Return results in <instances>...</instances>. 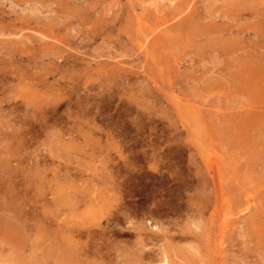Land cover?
<instances>
[{"label":"rangeland","instance_id":"rangeland-1","mask_svg":"<svg viewBox=\"0 0 264 264\" xmlns=\"http://www.w3.org/2000/svg\"><path fill=\"white\" fill-rule=\"evenodd\" d=\"M36 1L0 0V264H264V0Z\"/></svg>","mask_w":264,"mask_h":264},{"label":"bare ground","instance_id":"bare-ground-1","mask_svg":"<svg viewBox=\"0 0 264 264\" xmlns=\"http://www.w3.org/2000/svg\"><path fill=\"white\" fill-rule=\"evenodd\" d=\"M30 1H31V0H30ZM34 1H35V0H34ZM37 1H38V0H37ZM37 1H36V2H37ZM39 1H40V0H39ZM36 2H35V3H36ZM147 2H148V1H147ZM150 3H151V0H150ZM156 12H157V11H156ZM157 13H158V12H157ZM256 13H257V12H256ZM142 14H143V13H142ZM257 14H258V13H257ZM146 15H147V14H146ZM159 15H160V14H159ZM259 15H261V14H259ZM145 17H146V16H145ZM157 17H158V15H157ZM260 17H261V16H260ZM263 17H264V16H263ZM263 17H261V18H263ZM146 18H147V17H146ZM242 18H243V17H242ZM138 19H139V18H138ZM185 19H186V18H185ZM245 19H246V18H245ZM157 21L159 22L160 20H157ZM162 21H163V19H162ZM164 21H165V20H164ZM234 21H235V20H234ZM142 22L144 23V21H142ZM145 22H146V21H145ZM155 22H156V21H155ZM158 22H157V23H158ZM11 23H13V22H11ZM138 23H139V22H138ZM140 23H141V22H140ZM140 23H139V24H140ZM157 23H155V24H157ZM9 24H10V23H9ZM5 25H7V24H5ZM18 25H19V24H18ZM137 25H138V24H137ZM144 25H145V24H144ZM151 25H153V24H151ZM20 26H22V25H20ZM158 26H159V25H158ZM22 27H23V26H22ZM141 27H142V26H141ZM164 27H165V26H164ZM12 28H13V27H12ZM7 29H9V30L11 31L10 28H7ZM20 29H21V28H20ZM161 29H162V28H161ZM223 29H224V28H223ZM228 29H229V27H228ZM18 30H19V29H18ZM21 30H22V29H21ZM25 30H26V29H25ZM3 31H5V29H4ZM3 31H2V32H3ZM14 31H17V30H14ZM19 31H20V30H19ZM8 32H9V31H8ZM12 32H13V30H12ZM20 32H21V31H20ZM155 32H156V31H155ZM205 32H206V31H205ZM14 33H15V32H14ZM22 33H23V32H22ZM34 33H35V32H34ZM160 33H161V32H160ZM5 34L7 35V33H5ZM5 34L3 33V35H5ZM35 34H36V33H35ZM142 34H143V33H142ZM19 35H20V37H22L20 33H19ZM22 35H23V34H22ZM24 35H25V34H24ZM24 35H23V36H24ZM144 35H145V34H144ZM163 35H164V34H163ZM16 36H17V34H16ZM161 36H162V35H161ZM30 37H31V36H30ZM145 38H147V36H146ZM157 38H158V37H157ZM20 39H21V38H20ZM26 39H27V37H26ZM259 39H260V38H259ZM5 40L7 41V39H5ZM30 40H31V39H30ZM218 40H219V39H218ZM15 41H16V40H15ZM162 41H163V40H162ZM214 41H217V39L214 40ZM16 42H17V41H16ZM145 42H146V40H145ZM24 43H25V42H24ZM149 43H150V42H149ZM208 43H209V42H208ZM256 44H257V43H256ZM23 46H24V44H23ZM144 46H145V44H144ZM149 46H150V45H149ZM203 46H204V45H203ZM215 46H216V45H215ZM2 47H3V46H2ZM6 47H7V46H6ZM152 47H153V46H152ZM154 47H156V46L154 45ZM157 47H158V46H157ZM159 47L162 48L161 46H159ZM164 48H165V47H164ZM155 49H156V48H155ZM9 50H10V49H9ZM146 50H147V49H146ZM149 50H150V49H149ZM149 50H147V51H149ZM156 50H157V49H156ZM263 50H264V49H263ZM6 51H7V49H6ZM153 51H154V50H153ZM153 51H152V52H153ZM157 51H158V50H157ZM214 51H215V50H214ZM16 52H17V51H16ZM16 52H15V54H16ZM232 52H233V51H232ZM255 52H256V51H255ZM7 53H8V52H7ZM9 53H11V52L9 51ZM146 53H147V52H146ZM157 53H158V52H157ZM13 54H14V53H13ZM153 55H155V54L152 53V56H153ZM159 55H160V54H159ZM206 55H207V54H206ZM149 56H150V55H149ZM216 56H217V55H216ZM156 57H157V56H156ZM219 57H221V56H219ZM228 57H229V56H228ZM214 58H215V57H214ZM21 59H23V58L21 57ZM153 59H154V58H153ZM182 62H184V61H182ZM202 62H203V61H202ZM246 65H247V64H246ZM262 69H263V68H262ZM232 76H233V75H232ZM252 76H253V75H252ZM257 76H258V75H257ZM260 78H261V76H260ZM242 79H243V78H242ZM177 81H178V80H177ZM243 85H244V84H243ZM262 87H264V86H262ZM254 92H255V91H254ZM261 96H262V95H261ZM252 110H253V109H252ZM258 111H259V110H258ZM262 113H263V112H262ZM236 114H237V113H236ZM241 115H242V114H241ZM231 116H232V115H231ZM236 118H237V117H236ZM254 124H255V123H254ZM234 131H235V130H234ZM220 148H221V147H220ZM262 150H263V149H262ZM263 152H264V151H263ZM263 152H262V153H263ZM259 156H260V155H259ZM263 157H264V156H263ZM257 159H258V158H257ZM213 163H214V162H213ZM253 163H254V162H253ZM210 164H211V163H210ZM257 167H258V166H257ZM257 169H258V168H257ZM209 170H210V169H209ZM228 174H229V173H228ZM217 176H218V175H217ZM216 181H217V180H216ZM223 195H224V194H223ZM232 196H233V195H232ZM246 198H247V197H246ZM246 198H245V199H246ZM257 201H258V200H257ZM247 203H249V202H247ZM251 204H252V203H251ZM245 206H246V205H245ZM251 206H252V205H251ZM245 208L247 209V207H245ZM214 209H215V208H214ZM216 209H217V208H216ZM216 209H215V210H216ZM218 209H219V208H218ZM220 209H221V208H220ZM217 211H218V210H217ZM244 211H245V210H244ZM212 212H213V211H212ZM248 212H249V210H248ZM258 212H259V211H258ZM263 212H264V211H263ZM242 213H243V212H242ZM212 214L215 215V213H212ZM216 214H217V212H216ZM262 214H263V213H262ZM224 215H225V214H224ZM226 215H227V214H226ZM210 216H211V215H210ZM212 216H213V215H212ZM227 216H228V215H227ZM255 216H256V215H255ZM258 216H259V215H258ZM258 216H257V217H258ZM260 216H261V215H260ZM263 216H264V215H263ZM252 219H253V218H252ZM257 219H258V218H257ZM222 220H223V219H222ZM254 220H256V219H254ZM257 221H258V220H257ZM257 221H256V222H257ZM223 222H224V221H223ZM263 222H264V221H263ZM82 223H83V222H82ZM221 223H222V222H221ZM223 224H224V223H223ZM260 224H261V223H260ZM225 225H226V228H227L228 226H227V224H226V219H225ZM228 225H229V224H228ZM83 226H84V225H83ZM230 226H232V225H230ZM257 226H258V225H257ZM259 226H260V225H259ZM263 226H264V225H263ZM153 227H154V226H153ZM260 227H261V226H260ZM81 228H83V227H81ZM154 228H155V227H154ZM228 228H229V227H228ZM255 228H256V227H255ZM257 228H259V227H257ZM83 229H84V228H83ZM92 229H93V228H92ZM222 229H223V228H222ZM259 229H260V228H259ZM79 230H80V229H79ZM260 230H261V229H260ZM75 231H76V230H75ZM75 231H74V232H75ZM225 231H226V230H225ZM262 231H263V230H262ZM76 232H77V231H76ZM76 232H75V233H76ZM258 232H260V234H262L261 231H258ZM79 233H80V231H79ZM227 233H228V232H227ZM82 234H83V233H82ZM219 234H220V233H219ZM260 234H259V237H260ZM220 236H222V235H220ZM83 237H84V236H83ZM53 238H54V237H53ZM218 238H219V237H218ZM221 238H222V237H221ZM219 239H220V238H219ZM79 240H80V239H79ZM221 240H222V239H221ZM221 240H219L218 242H220ZM80 241H81V240H80ZM80 241H79V242H80ZM259 241H260V240H259ZM24 244H25V243H24ZM218 244H219V243H218ZM220 245H222V243H221ZM209 247H211V246H209ZM78 248H79V247H78ZM71 249H72V248H71ZM82 249H83V248H82ZM84 249H85V248H84ZM60 250H61V249H60ZM211 250H212V249H211ZM214 250H215V249H214ZM217 250H219V249H217ZM73 251H74V250H73ZM77 251L79 252V250H77ZM80 251H81V250H80ZM263 251H264V250H263ZM100 252H101V251H100ZM75 254H77V253H75ZM80 254H82V253L80 252ZM80 254H79V255H80ZM85 254H86V253H85ZM82 256H83V254H82ZM85 256H86V255H85ZM219 256H220V255H219ZM68 257H69V256H68ZM80 257H81V256H80ZM74 258H75V260H77L75 256H74ZM165 258H166V257H165ZM163 259H164V258H163ZM80 260H81V259H80ZM82 260H84V259H82ZM77 261H78V260H77ZM84 262H85V261H84ZM166 262H167V261H166ZM210 263H211V262H210ZM79 264H80V263H79Z\"/></svg>","mask_w":264,"mask_h":264}]
</instances>
